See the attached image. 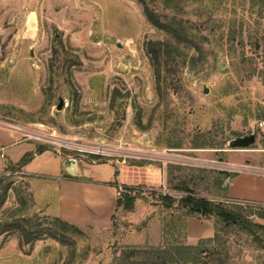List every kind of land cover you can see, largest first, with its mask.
I'll list each match as a JSON object with an SVG mask.
<instances>
[{
    "label": "rangeland",
    "instance_id": "rangeland-1",
    "mask_svg": "<svg viewBox=\"0 0 264 264\" xmlns=\"http://www.w3.org/2000/svg\"><path fill=\"white\" fill-rule=\"evenodd\" d=\"M150 6L169 12L161 0ZM177 15L202 50L180 44L162 56L158 78L147 43L176 41L138 0H0V125L32 133L22 136L56 149L75 173L101 162L161 172L160 185L134 186L137 208H116L110 227H80L85 235L69 245L1 233L0 264H116L126 247L159 245L172 222L185 244L205 238L188 225L219 231L224 243L203 245L198 264H264L249 234L179 207L188 194L238 203L264 224V0H188ZM251 133L252 144L230 147ZM10 174L0 224L57 215L54 178Z\"/></svg>",
    "mask_w": 264,
    "mask_h": 264
},
{
    "label": "trees",
    "instance_id": "trees-1",
    "mask_svg": "<svg viewBox=\"0 0 264 264\" xmlns=\"http://www.w3.org/2000/svg\"><path fill=\"white\" fill-rule=\"evenodd\" d=\"M142 6L144 14L148 21L156 28L164 30L175 41L169 40L149 41L147 51L151 54L157 77L160 78V66L162 56H169L174 53H180L178 46L184 44L186 47L202 50L201 44L196 40V34L192 31V26L188 21L178 17L182 9V2L188 0H161L163 9L169 12L161 14L150 6L154 0H138ZM49 146L38 144L36 150L26 153L17 163L6 162L4 172L0 174V209L6 200L8 186L5 182L10 177V172L20 170L36 154L42 153ZM64 152L67 154L64 150ZM92 160L99 158L98 155H90ZM117 174V171H116ZM72 177L70 175H65ZM181 190L191 192L190 188L178 187ZM139 190L134 186H122L120 195L116 200V208L122 206L125 209H132L136 199L139 197ZM167 207H172L176 199L169 194H162ZM179 207L185 210L184 215L209 217L214 216L217 223L221 224L220 230L238 229L249 234L260 247L264 248V224L254 221L248 209L238 203H225L214 201L205 197H195L193 195L182 196L179 200ZM22 211L26 210L22 202ZM257 212L260 217H264V207H258ZM36 218L22 216L14 221H7L0 224V234L10 229H16L20 237L26 243L50 237L58 240L62 244L69 245L73 243L75 236L85 235L80 226L64 220L58 216H43L41 221H35ZM37 220V219H36ZM177 226L175 223L165 224L163 227V236L161 243L157 246H129L123 249L116 264H198L200 261L202 246L212 242L224 243L219 231L213 236L201 238L197 244H185L178 241L176 235ZM170 237V238H169Z\"/></svg>",
    "mask_w": 264,
    "mask_h": 264
},
{
    "label": "crops",
    "instance_id": "crops-1",
    "mask_svg": "<svg viewBox=\"0 0 264 264\" xmlns=\"http://www.w3.org/2000/svg\"><path fill=\"white\" fill-rule=\"evenodd\" d=\"M37 145L38 142L23 137L18 131L0 125V174L7 161L17 163L26 153L35 151ZM20 171L28 176L54 178L58 193L56 216L80 227H110L122 186L160 185L161 182L160 169L155 166L118 167L111 162H101L75 173L65 168L64 158L53 148L36 154ZM138 201L136 199L134 208ZM192 232L199 233L200 238L211 237L214 229L203 222L193 229L188 225V234Z\"/></svg>",
    "mask_w": 264,
    "mask_h": 264
},
{
    "label": "water",
    "instance_id": "water-1",
    "mask_svg": "<svg viewBox=\"0 0 264 264\" xmlns=\"http://www.w3.org/2000/svg\"><path fill=\"white\" fill-rule=\"evenodd\" d=\"M63 106H64V99L60 98L59 103L57 105V109H61L63 108ZM255 138L256 137L254 133L244 136H239L234 138L232 141H230L229 145L230 147H247L255 141ZM71 162L74 163L73 160H71Z\"/></svg>",
    "mask_w": 264,
    "mask_h": 264
},
{
    "label": "built area",
    "instance_id": "built-area-1",
    "mask_svg": "<svg viewBox=\"0 0 264 264\" xmlns=\"http://www.w3.org/2000/svg\"><path fill=\"white\" fill-rule=\"evenodd\" d=\"M258 125H259V127H261V129H263L264 130V120H260L259 122H258ZM10 128H12V129H14V130H16V131H18L20 134H22V135H24V136H26V137H31V135H32V133H28V132H26V131H23V130H21L19 127H17V126H10ZM262 205H264V204H262ZM258 207H264V206H258Z\"/></svg>",
    "mask_w": 264,
    "mask_h": 264
},
{
    "label": "bare ground",
    "instance_id": "bare-ground-1",
    "mask_svg": "<svg viewBox=\"0 0 264 264\" xmlns=\"http://www.w3.org/2000/svg\"><path fill=\"white\" fill-rule=\"evenodd\" d=\"M33 17V16H32ZM32 20H34L33 18L30 19V26L34 24V22H32ZM35 21V20H34ZM36 23V22H35ZM29 25V24H28ZM33 29V28H32ZM31 31V29H30Z\"/></svg>",
    "mask_w": 264,
    "mask_h": 264
}]
</instances>
